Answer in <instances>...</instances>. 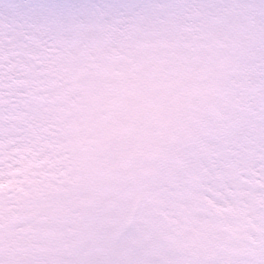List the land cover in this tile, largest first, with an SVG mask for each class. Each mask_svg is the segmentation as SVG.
I'll return each mask as SVG.
<instances>
[{
    "label": "clouds",
    "instance_id": "9594fccd",
    "mask_svg": "<svg viewBox=\"0 0 264 264\" xmlns=\"http://www.w3.org/2000/svg\"><path fill=\"white\" fill-rule=\"evenodd\" d=\"M206 2L229 43L264 48V0ZM71 87L59 56L0 74L13 97L4 110L25 114L24 155L34 161L33 183L21 175L0 189V264H264V134L238 107L218 101L148 138L92 135L95 125L75 126Z\"/></svg>",
    "mask_w": 264,
    "mask_h": 264
},
{
    "label": "snow or ice",
    "instance_id": "6c2138e0",
    "mask_svg": "<svg viewBox=\"0 0 264 264\" xmlns=\"http://www.w3.org/2000/svg\"><path fill=\"white\" fill-rule=\"evenodd\" d=\"M214 7L206 0H127L103 6L12 0L0 4V74L21 63L39 71L59 56L71 75L68 110L76 127L95 125L92 135L101 130L148 138L154 129L218 101L238 107V117L264 134V48L229 43L233 36L212 18ZM187 15L197 23L186 24ZM153 17L158 23L145 27L143 22ZM116 19L130 23L118 29L105 23ZM226 48L235 51L225 56ZM227 81L231 85L223 87ZM241 85L244 90L238 92ZM12 99L0 94V189H12L21 175V183H33L29 169L34 161L24 155L30 148L22 139L25 114L4 110ZM185 220L189 226L202 225L197 216Z\"/></svg>",
    "mask_w": 264,
    "mask_h": 264
},
{
    "label": "rangeland",
    "instance_id": "374dc122",
    "mask_svg": "<svg viewBox=\"0 0 264 264\" xmlns=\"http://www.w3.org/2000/svg\"><path fill=\"white\" fill-rule=\"evenodd\" d=\"M9 2H12V0H0V4L9 3ZM16 2H21V0H16ZM28 2L36 3V4H52V3H64V2H68V0H28ZM80 2L92 3V4L103 6V5L124 3V2H127V0H80ZM192 2L195 3V2H198V0H192ZM243 90H244L243 85H241L237 89L238 92H242Z\"/></svg>",
    "mask_w": 264,
    "mask_h": 264
}]
</instances>
